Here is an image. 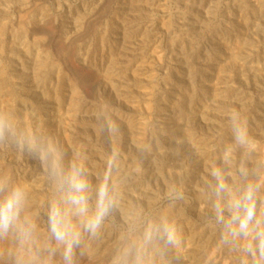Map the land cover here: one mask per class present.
I'll use <instances>...</instances> for the list:
<instances>
[{
  "label": "clouds",
  "instance_id": "9594fccd",
  "mask_svg": "<svg viewBox=\"0 0 264 264\" xmlns=\"http://www.w3.org/2000/svg\"><path fill=\"white\" fill-rule=\"evenodd\" d=\"M90 99L72 144L0 105V264H264V133L240 106L201 142L163 101L130 129Z\"/></svg>",
  "mask_w": 264,
  "mask_h": 264
},
{
  "label": "rangeland",
  "instance_id": "374dc122",
  "mask_svg": "<svg viewBox=\"0 0 264 264\" xmlns=\"http://www.w3.org/2000/svg\"><path fill=\"white\" fill-rule=\"evenodd\" d=\"M93 96L118 104L130 129L163 101L201 142L235 103L261 138L264 0H0V105L72 144Z\"/></svg>",
  "mask_w": 264,
  "mask_h": 264
}]
</instances>
